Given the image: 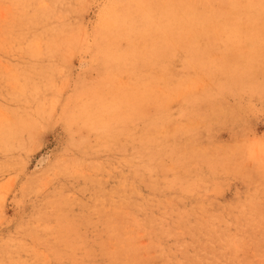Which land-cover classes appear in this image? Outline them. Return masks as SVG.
I'll list each match as a JSON object with an SVG mask.
<instances>
[{"label":"rangeland","instance_id":"obj_1","mask_svg":"<svg viewBox=\"0 0 264 264\" xmlns=\"http://www.w3.org/2000/svg\"><path fill=\"white\" fill-rule=\"evenodd\" d=\"M0 264H264V0H0Z\"/></svg>","mask_w":264,"mask_h":264},{"label":"bare ground","instance_id":"obj_2","mask_svg":"<svg viewBox=\"0 0 264 264\" xmlns=\"http://www.w3.org/2000/svg\"><path fill=\"white\" fill-rule=\"evenodd\" d=\"M22 5H23V4H22ZM221 6H222V5H221ZM205 7H206V6H205ZM203 10H204V9H203ZM236 16H237V15H236ZM258 21H259V20H258ZM258 21H257V22H258ZM214 24H215V23H214ZM261 24H262V23H261ZM261 30H262V29H261ZM217 34H218V33H217ZM210 37H211V36H210ZM208 43H209V42H208ZM210 43H211V42H210ZM167 52H168V51H167ZM172 53H173V52H172ZM203 59H204V58H203ZM142 94H143V93H142ZM145 95H146V94H145Z\"/></svg>","mask_w":264,"mask_h":264}]
</instances>
